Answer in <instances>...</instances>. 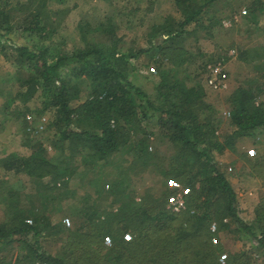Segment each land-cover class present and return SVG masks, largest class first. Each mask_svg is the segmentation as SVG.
<instances>
[{"label":"rangeland","instance_id":"obj_1","mask_svg":"<svg viewBox=\"0 0 264 264\" xmlns=\"http://www.w3.org/2000/svg\"><path fill=\"white\" fill-rule=\"evenodd\" d=\"M250 2L215 0L196 20L184 26L181 35L162 41V49L152 48L151 44L156 39L168 38L163 29L167 21L176 25L181 20L174 0H0V6L13 29L11 39L20 43L42 44L52 51L62 48L68 52L115 44V52L127 55L122 59L124 62L116 60L118 68L155 103V85L165 71L186 85H201L203 95L194 110L200 119L205 115L211 118L217 140L224 143L212 155L237 193L239 206L252 210L264 204L263 133L234 135L235 127L229 119L230 95L236 86L264 87V10L250 12ZM34 15L39 17L44 29L36 33L20 31ZM139 50L146 51L139 53ZM170 52L174 55L168 59ZM241 52L246 55L240 56ZM78 65L77 61L69 60L62 69L70 90V107L90 94L88 79L77 75ZM215 67L219 68L216 73ZM37 74L38 69H27L12 43L0 37V161L7 154L26 158L39 145L60 169L58 177L50 179V176L31 175L26 170H6L0 163V193H3L0 222L9 218L8 205L16 195L23 213L30 216L39 211L44 197L54 195L58 203L52 204V220L58 224L59 231L50 235L42 233L39 236L42 248L72 263L102 264L98 259L91 261L97 257V247L91 241L90 226L84 223L79 227L85 222L79 212L83 196L88 197L85 202L90 204L91 197L98 198L95 189L101 187L100 194H104L96 204L108 211L115 210L119 204L117 196L108 190L114 181H120V186L128 184V192L136 199L160 193L169 185L159 168L167 165L175 148L160 133L157 113H148L138 121L137 128L129 131L131 136H127L121 149L109 154L108 159L85 167L81 176H69L62 169L76 168L81 164V157L73 156L67 143L57 140L61 123L55 112L41 110L42 101L47 98L40 96L41 88L36 83L34 88L30 87L34 79L38 81ZM211 77H216L220 86L209 85L207 80ZM258 98L264 99V93L260 92ZM136 111L140 117L141 108L137 107ZM74 124L79 128H97L93 119L76 118ZM142 139L148 155L143 160L137 159L130 169L135 155L129 149ZM253 164L260 176L250 171ZM96 177L99 184L94 187L92 182ZM177 193L180 194L174 192L171 200L180 198ZM102 242L110 246V236L104 235ZM220 243L223 257L240 250L254 257L246 241L221 234ZM0 257L1 264H38L19 242L0 246ZM251 264H264V259L256 258Z\"/></svg>","mask_w":264,"mask_h":264},{"label":"trees","instance_id":"obj_2","mask_svg":"<svg viewBox=\"0 0 264 264\" xmlns=\"http://www.w3.org/2000/svg\"><path fill=\"white\" fill-rule=\"evenodd\" d=\"M214 1L174 0L181 12V20L176 25L167 21L163 29L169 34L168 38L156 39L151 47L162 49V41L181 35L184 26L196 20ZM261 1L251 0L248 5L250 12L263 11L264 3ZM7 23V15L0 6V37L12 43L27 69H38V81L34 79L30 87L34 88L36 83L41 88L40 96L47 98L40 108L55 112L57 121L61 123L57 140L66 142L73 156L81 157L79 166L68 169L65 162L62 171L79 177L85 167L108 159L109 154L124 146L127 136H131L129 131L137 128L138 121L152 112L157 113L160 133L175 148L167 159V165L159 168L169 185L160 193L136 199L132 192H128V184L120 186V181H114L116 183L108 190L117 196L119 204L115 210L108 211L101 210L96 204L104 194H100L103 191L101 187L95 189L98 198L91 197L90 204L85 202L88 197L83 196L84 203L80 205L79 212L85 222L79 227L84 223L90 226L89 235L97 247V257L91 259L92 262L98 259L102 264H251L256 258L264 259V204L252 210L240 207L237 193L213 157L212 151L221 149L224 143L217 140L211 118L205 115L200 119L194 110L203 95L201 85H186L165 71L155 85V103L118 68L116 60L123 61L127 55L115 52V44L106 47L94 45L75 52L62 48L52 51L42 44L12 40L13 29ZM43 29L39 17L34 15L20 31L36 33ZM173 55L170 52L168 59ZM245 55L246 52L240 54ZM69 60L79 63L77 75L88 79L90 93L75 107L68 104L71 95L62 72ZM260 92L264 93V87L239 84L234 88L229 110L230 123L235 127L234 135L261 132L264 138V99L258 98ZM137 107L141 108L140 117L137 116ZM76 118L93 119L97 128H79L74 124ZM129 151L135 155L130 169L134 168L137 159L143 160L149 152L143 139ZM48 156L46 150L38 145L26 158L7 154L0 163L6 170H26L31 175L53 179L58 177L60 169L51 163ZM252 166V174L260 176L255 164ZM98 184L96 177L92 185L96 187ZM174 192H180L177 194L183 200L184 206L179 211L173 210L175 200H171V196ZM54 198V195L44 197L39 211L31 216L23 213L17 203V195L11 198L15 199L8 205L11 214L6 221L0 222V246L19 242L38 262L76 264V261H67L64 256L51 254L41 246L39 236L42 233L50 235L59 231L58 224L52 220V204L58 203V198ZM221 234L246 241L250 251H254V257L245 250L221 256ZM104 235L110 236V246L103 244ZM1 260L0 257V264Z\"/></svg>","mask_w":264,"mask_h":264},{"label":"built area","instance_id":"obj_3","mask_svg":"<svg viewBox=\"0 0 264 264\" xmlns=\"http://www.w3.org/2000/svg\"><path fill=\"white\" fill-rule=\"evenodd\" d=\"M213 70H214V73H216L217 70H219V68L215 67ZM207 82L209 85H211L214 88H217L218 86H220V81H218L216 77L208 78ZM183 206H184L183 200L181 198H176L175 203L173 205V210L179 211L180 209L183 208ZM38 264H48V263L45 261L44 262L41 261V262H38Z\"/></svg>","mask_w":264,"mask_h":264}]
</instances>
